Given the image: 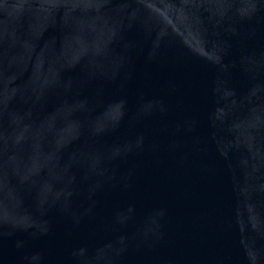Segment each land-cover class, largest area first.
<instances>
[{
    "label": "water",
    "instance_id": "1",
    "mask_svg": "<svg viewBox=\"0 0 264 264\" xmlns=\"http://www.w3.org/2000/svg\"><path fill=\"white\" fill-rule=\"evenodd\" d=\"M0 264H264V0H0Z\"/></svg>",
    "mask_w": 264,
    "mask_h": 264
}]
</instances>
